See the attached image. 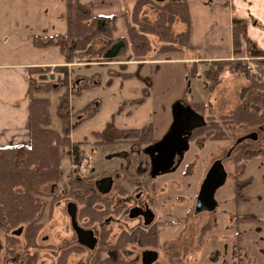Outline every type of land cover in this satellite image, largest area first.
<instances>
[{"label": "rangeland", "instance_id": "obj_1", "mask_svg": "<svg viewBox=\"0 0 264 264\" xmlns=\"http://www.w3.org/2000/svg\"><path fill=\"white\" fill-rule=\"evenodd\" d=\"M173 29L179 32L183 25L176 22ZM66 30L65 0H0V63L28 62L36 67L66 65L69 69L71 80L66 100L70 129L64 125L58 112L62 91L50 90L52 87L48 84L47 72L35 76V85L45 84V90L38 92L37 96L48 100L49 127L60 133L65 128L70 130L69 138L72 142L80 144V152L87 163L82 168L72 165L65 150L61 156L60 188L67 183L71 169L75 173L74 177L80 176L94 187L98 178L119 173L125 160L135 153L134 147L137 145L124 143L123 138L95 145V142L99 141L94 136L97 131L106 130V137L109 138L111 134L117 135L128 129L146 128L150 130L151 137L158 140L169 128L172 121L171 107L175 101L191 104L194 100H200L199 96L203 95V100L212 108L211 115L216 122L219 114L228 112L238 103V89L243 80L234 77L235 75L225 74L222 83L213 90L208 89L206 81L199 75L198 78L203 79L206 86L201 87L197 95L194 89L198 91L201 84L192 81L190 86L192 78L187 81V71L182 63L142 64L144 61L130 60L85 65L75 61L68 62L67 55L55 45L36 47L33 44L35 36L51 37ZM127 39L129 41L128 35ZM160 45L161 41L156 36H150L145 61L151 60ZM188 51L187 49L184 53ZM131 53L132 49L129 47L127 55ZM190 55L197 54L191 52ZM195 66L191 64V70ZM196 68L200 74L204 66L197 65ZM125 71L132 75L124 77L119 74ZM252 131L245 126L229 127L226 133L228 139L224 141L211 140V133L205 132L190 142L183 161L174 173L162 175L155 180L158 186L168 185L162 189L160 187L159 192H164L160 193V200L156 203L157 211L168 222L159 231V245L155 244L159 257L156 264H187L184 255L189 257L199 249L212 255L202 256L196 264H236V257L239 256L237 251H245L250 260L264 264V136L258 134L256 141L247 139L243 142L253 144L256 148L245 154L242 169L238 174L233 168L237 150L232 149L230 155L225 157L239 137ZM221 157H225L223 163L227 180L216 192L218 207L212 214L194 217L193 213H190L187 216L188 209H193L195 197L207 169L213 160ZM236 178L240 181L239 188L235 185ZM177 183L178 189L174 187ZM49 199L47 198L46 208L40 220L41 246L37 250V264H50L55 261L59 254L55 246H63L65 241L71 240L64 206L69 199H62L58 204ZM185 216L188 217V223L181 222ZM245 216L256 218H244ZM206 217L214 221H211V227L204 232L205 235H200L199 231L205 227ZM175 221H180L181 224H173ZM127 223L132 225L135 222ZM111 227L117 234L115 225ZM21 232L18 236L21 240L20 246L24 244ZM198 238L201 239L200 243L196 241ZM165 241L168 246L163 251L160 243ZM175 249L182 252L179 259L175 258L167 263L168 253ZM143 250L137 248L136 253ZM88 258L89 254L86 252L71 251L66 264H75L80 259L85 261Z\"/></svg>", "mask_w": 264, "mask_h": 264}, {"label": "trees", "instance_id": "obj_2", "mask_svg": "<svg viewBox=\"0 0 264 264\" xmlns=\"http://www.w3.org/2000/svg\"><path fill=\"white\" fill-rule=\"evenodd\" d=\"M65 1L66 32L51 37L35 36L33 44L36 47L49 45L59 47L61 52L67 55L68 62L90 65L97 62L108 64L130 60L145 61L150 36H156L161 41L157 48L159 52L184 53L188 49L190 19L186 0H136L130 20L127 22L129 41L125 37L114 36L115 17L93 15L88 7L80 5L75 0ZM146 5H150L156 12L153 20L142 15V9ZM176 22L183 25L179 32L173 29ZM249 43L245 25L234 17L233 57L201 61L200 65L204 68L200 74L196 66L191 70L192 76L201 75L204 78L209 90L221 84L225 74L235 75L244 81L238 89L237 105L228 112L219 114L217 122L211 115L212 108L206 102L191 104L196 111L205 115L206 119L205 126L196 129L195 137L210 132L211 140L224 141L228 139L226 133L232 126H245L264 136V60L252 57L248 59ZM129 47L132 49L131 55H127ZM46 72L49 77L48 84L52 87L50 90L62 91L58 112L64 125L69 128L66 100L70 84L68 66L30 67L29 141L25 144L0 145V264L5 262L37 264V250L41 246L40 220L46 208L47 198H50L51 202L72 199L82 206L85 216L93 219L99 217L97 212L99 195L86 179L74 177L75 173L71 169L67 183L59 187L62 153L67 150L71 164L76 166H79L83 157L80 144L72 142L69 138L70 130L65 128L60 133L49 127L48 100L37 96L38 92L45 90L43 88L45 84L35 85L36 77ZM119 74L124 77L132 75L127 71ZM94 136L99 140L95 145L123 138L144 146L156 140L146 128L128 129L117 135L111 134L109 138L106 137V130H102L95 132ZM234 148L237 155L233 160V168L238 174L242 169L245 154L256 147L242 142ZM239 182L236 178L237 188L240 187ZM167 223L164 222L165 225ZM172 223L179 224L176 221ZM210 227L211 222H208L202 229V234ZM18 229H21L24 240L21 246L19 235L15 234ZM149 236L146 231L140 235L122 234L116 243H102L97 251L85 260L86 262L80 259L75 264H140L138 257H131L129 252L123 249L132 240H138L140 244H156V233ZM79 250L62 248L57 259L50 264H66L70 252Z\"/></svg>", "mask_w": 264, "mask_h": 264}, {"label": "crops", "instance_id": "obj_3", "mask_svg": "<svg viewBox=\"0 0 264 264\" xmlns=\"http://www.w3.org/2000/svg\"><path fill=\"white\" fill-rule=\"evenodd\" d=\"M75 1L88 7L93 15L115 17L114 36L127 38V22L130 20L136 0ZM186 1L190 19L188 53L156 51L151 60L144 61L142 64L159 62L184 64L187 81L192 78L190 86L192 81L201 84L198 86V91L196 88L194 89V93L199 95L200 88H205L206 84L198 76H192L190 65H200V62L204 60L231 59L233 57L232 24L234 17L245 25L246 35L250 40L248 59L252 57V59L264 60V0ZM142 15L153 20L156 12L150 5H146L142 9ZM191 52H195L197 55L191 56ZM30 67L36 66L28 62L0 63V145L25 144L29 141L30 85L28 76ZM192 90L193 88H191ZM199 97L200 100H194L191 104L206 102L202 98L203 95ZM195 98L199 99L196 96ZM196 241L200 243L201 239L198 238ZM180 253L182 252L169 254L167 263L172 262L175 258L179 259ZM237 253L239 256L236 257V264H258L257 261L250 260L247 252L237 251ZM211 255L199 249L191 253L189 257L184 255V258L187 260V264H196L195 262L202 256Z\"/></svg>", "mask_w": 264, "mask_h": 264}, {"label": "flooded vegetation", "instance_id": "obj_4", "mask_svg": "<svg viewBox=\"0 0 264 264\" xmlns=\"http://www.w3.org/2000/svg\"><path fill=\"white\" fill-rule=\"evenodd\" d=\"M195 131H193L192 135L189 137V141H188L189 145L191 141H194L197 138L194 136ZM155 141L146 144L144 146L135 143L131 139H126L124 141V143H130L133 146L137 145L138 148L134 147L135 153L131 154L130 158L125 160V162L122 164L120 168V172L111 175V177L113 178V186L111 190L105 194L100 193L96 190L99 195L97 201V212L99 214V217L93 219L85 216L82 211V206L72 199H69V201L65 202L64 205L65 213L67 216V221L69 222V229L71 231V240L70 242L65 241V244L63 246L60 245L55 246L59 253L62 248L69 247L71 250L72 248H77L80 249L79 250L80 252H86L87 254H89L90 257L97 251L96 249L100 247L102 243L104 242H107L109 244L116 243L119 237H121V235L125 233H130V235L132 234L140 235L141 233H144L146 231L147 234L150 235L149 237H151V234L156 233L157 240H159V231L161 230V228L165 227L164 226L165 224L163 223L166 222V220H164L161 214L157 211L156 203H158V201L160 200L159 199L160 193L164 192V191L159 192L160 187L162 189L167 187L168 185L165 184L162 186L161 185L158 186L155 184V180L157 181V178L162 175H166L172 172L174 173V171H176V169L183 161L185 157V153L188 150L184 153V156L180 164L176 167L175 170L166 173H159L156 176L152 177L151 160L149 155L146 154L144 151L147 146L153 144ZM225 157H221L223 158V161ZM177 159L178 158L175 159V164ZM116 181L117 182L120 181V182L115 183ZM174 187L178 189L179 187L178 183L177 186L175 185ZM70 201L76 204V208H77L76 221L78 222V225L84 229H91L93 231L94 236L96 237V245L93 250L86 248L85 246H83L78 242L76 234L70 224L71 218L67 212V203ZM55 203L57 204L60 203V200L54 201V204ZM194 206H195V202L193 205V209L192 208L188 209L187 216L190 213H193L194 217H198L199 215L202 214H208V213L212 214L215 211L214 210L211 212H201L199 214H195ZM187 216H185L181 222L185 223L187 221L188 223L189 220L187 219L188 218ZM150 217H152V219L150 220L151 221L150 224H145V221H149ZM127 221H134L135 223L132 225H128ZM205 221L206 222L204 223V226H206L208 222L214 220L210 217H206ZM178 222L179 224H181L180 221ZM113 225H115L116 229L118 230L117 234L114 233L113 231L114 228L111 227ZM199 234L204 235L202 234V228L199 231ZM104 238H106L107 240L106 239L104 240ZM157 240H156V245H159V243L157 244ZM177 242H179L178 239ZM156 245L151 243L140 244L138 243V240L137 241L132 240L124 247L123 251L129 252L128 254L131 257H135V258L138 257L139 263L142 264L141 263L142 252L144 250H155ZM167 246L168 243L166 241L160 243V247L161 249H163V251H165ZM137 248H143L144 250L141 251L140 253H136ZM176 252H179V250L175 249L174 251H171L168 254H172Z\"/></svg>", "mask_w": 264, "mask_h": 264}, {"label": "water", "instance_id": "obj_5", "mask_svg": "<svg viewBox=\"0 0 264 264\" xmlns=\"http://www.w3.org/2000/svg\"><path fill=\"white\" fill-rule=\"evenodd\" d=\"M163 1V0H155ZM172 121L168 130L164 135L156 140L153 144L145 148V153L149 155L151 160V175L156 176L159 173L171 172L180 164L184 153L189 149V137L193 131L205 126L206 121L202 114L198 113L190 104L182 101H175L171 107ZM250 139L256 141L258 139L257 132H250L239 137L233 147H231L226 155L229 156L232 149L243 141ZM177 159L175 164V159ZM227 180V171L225 169L223 158L215 159L207 169L204 178L199 186L195 199L194 213L214 211L218 206L215 197L217 190L222 187ZM113 186V178L111 176L100 177L94 182L95 189L100 193H108ZM76 204L74 202L67 203V212L71 218L70 224L74 230L78 242L86 248L93 250L96 245V237L91 229H84L78 225L76 221ZM145 224H150V220ZM21 229L15 234L19 235ZM158 259V252L155 250H144L141 254L142 264H153Z\"/></svg>", "mask_w": 264, "mask_h": 264}, {"label": "built area", "instance_id": "obj_6", "mask_svg": "<svg viewBox=\"0 0 264 264\" xmlns=\"http://www.w3.org/2000/svg\"><path fill=\"white\" fill-rule=\"evenodd\" d=\"M85 164H86L85 159H83V160L79 163L80 168H82L83 165H85Z\"/></svg>", "mask_w": 264, "mask_h": 264}]
</instances>
